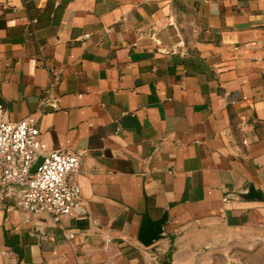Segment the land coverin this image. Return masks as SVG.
Returning a JSON list of instances; mask_svg holds the SVG:
<instances>
[{
  "label": "crops",
  "instance_id": "crops-1",
  "mask_svg": "<svg viewBox=\"0 0 264 264\" xmlns=\"http://www.w3.org/2000/svg\"><path fill=\"white\" fill-rule=\"evenodd\" d=\"M0 105L88 210L0 200V264H264V0H0Z\"/></svg>",
  "mask_w": 264,
  "mask_h": 264
},
{
  "label": "built area",
  "instance_id": "built-area-1",
  "mask_svg": "<svg viewBox=\"0 0 264 264\" xmlns=\"http://www.w3.org/2000/svg\"><path fill=\"white\" fill-rule=\"evenodd\" d=\"M58 82L55 77L51 88ZM83 157V152L48 151L34 116L12 122L0 105L1 201L13 199V206L28 216H48L55 223L64 216H86V203L75 180ZM39 158L43 162L33 173Z\"/></svg>",
  "mask_w": 264,
  "mask_h": 264
},
{
  "label": "water",
  "instance_id": "water-1",
  "mask_svg": "<svg viewBox=\"0 0 264 264\" xmlns=\"http://www.w3.org/2000/svg\"><path fill=\"white\" fill-rule=\"evenodd\" d=\"M42 162L43 158H39L32 170L33 173L37 172ZM168 217V212H165L158 220H153L148 213L143 214L139 241L144 247H150L165 238V227Z\"/></svg>",
  "mask_w": 264,
  "mask_h": 264
}]
</instances>
